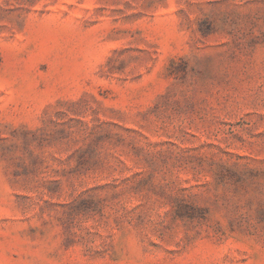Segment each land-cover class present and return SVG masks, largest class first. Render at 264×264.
<instances>
[{
  "label": "rangeland",
  "instance_id": "1",
  "mask_svg": "<svg viewBox=\"0 0 264 264\" xmlns=\"http://www.w3.org/2000/svg\"><path fill=\"white\" fill-rule=\"evenodd\" d=\"M0 264H264V0H0Z\"/></svg>",
  "mask_w": 264,
  "mask_h": 264
}]
</instances>
